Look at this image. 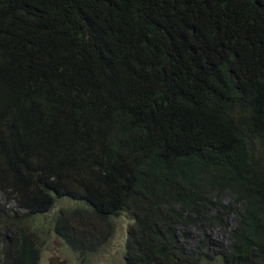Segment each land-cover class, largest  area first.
I'll return each mask as SVG.
<instances>
[{"label": "trees", "instance_id": "obj_1", "mask_svg": "<svg viewBox=\"0 0 264 264\" xmlns=\"http://www.w3.org/2000/svg\"><path fill=\"white\" fill-rule=\"evenodd\" d=\"M66 197L74 251L122 212L124 264H201L198 217L213 264H264V0H0V264H39Z\"/></svg>", "mask_w": 264, "mask_h": 264}, {"label": "rangeland", "instance_id": "obj_2", "mask_svg": "<svg viewBox=\"0 0 264 264\" xmlns=\"http://www.w3.org/2000/svg\"><path fill=\"white\" fill-rule=\"evenodd\" d=\"M77 200L67 197L57 198L52 209L38 217L36 227L37 232H39L37 234L40 249L39 264H124L127 231L130 225L134 223L133 218L128 213L121 212L108 222L99 220L91 213L85 214L88 226L85 230L82 228L84 230L81 234L84 247H81L80 250L74 251L54 232V215L57 212L67 209L72 210L75 207L83 209ZM227 203L231 204L232 199L228 194H225L223 204L226 205ZM205 210L211 211L208 207ZM63 216L66 220L68 219L67 215ZM195 218L197 225H192L190 219L186 225L183 224L177 227V230L187 238L186 243L190 251L194 250L193 246H196V241L199 239L203 250L202 255L198 257L202 259L201 264H213L212 261L215 260L216 254H221L224 247L227 246V237L220 227L207 222L199 225V218ZM83 222L86 223L85 218H83ZM222 224L233 227L235 219L230 214L223 219L222 215ZM199 228L205 231L204 235H201ZM76 232L80 234L78 231ZM91 244L93 250L89 249Z\"/></svg>", "mask_w": 264, "mask_h": 264}]
</instances>
